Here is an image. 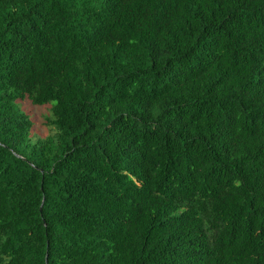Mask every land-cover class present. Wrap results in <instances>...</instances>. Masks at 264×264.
<instances>
[{
	"label": "trees",
	"instance_id": "trees-1",
	"mask_svg": "<svg viewBox=\"0 0 264 264\" xmlns=\"http://www.w3.org/2000/svg\"><path fill=\"white\" fill-rule=\"evenodd\" d=\"M0 264H264V0H0Z\"/></svg>",
	"mask_w": 264,
	"mask_h": 264
},
{
	"label": "rangeland",
	"instance_id": "rangeland-1",
	"mask_svg": "<svg viewBox=\"0 0 264 264\" xmlns=\"http://www.w3.org/2000/svg\"><path fill=\"white\" fill-rule=\"evenodd\" d=\"M18 103L33 123V140L44 139L55 133V129L48 124V120L51 117L50 105L33 106L28 100Z\"/></svg>",
	"mask_w": 264,
	"mask_h": 264
}]
</instances>
